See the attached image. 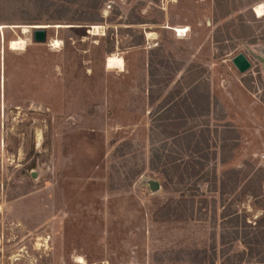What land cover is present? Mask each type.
<instances>
[{
    "label": "rangeland",
    "instance_id": "rangeland-1",
    "mask_svg": "<svg viewBox=\"0 0 264 264\" xmlns=\"http://www.w3.org/2000/svg\"><path fill=\"white\" fill-rule=\"evenodd\" d=\"M0 264H264V0H0Z\"/></svg>",
    "mask_w": 264,
    "mask_h": 264
},
{
    "label": "trees",
    "instance_id": "trees-1",
    "mask_svg": "<svg viewBox=\"0 0 264 264\" xmlns=\"http://www.w3.org/2000/svg\"><path fill=\"white\" fill-rule=\"evenodd\" d=\"M154 141V140H153ZM153 146V151H151V156L153 157V159L155 160V162H153V163H155V164H159V165H161V166H164L163 168H162V170H161V172L163 173V175L165 176V179H166V181L167 182H169V181H171V177H173V176H171V172H170V170L167 168V167H165V165L166 164H168V163H170L172 160H168V161H164L163 163H161V156L158 154V152H156V150H155V146H154V144H152ZM155 167H158V166H156L155 165ZM199 173V171H197V170H194V169H192L191 171H189L188 169H187V167L186 168H184L182 171H181V173H180V176H179V178H180V180H181V182L182 181H184L186 178H191V177H193V176H195V175H197ZM203 179V178H202ZM256 225V224H255ZM256 230H257V233L258 234H260V233H263L262 232V230H259V228L256 226ZM256 236H258V235H252V236H248V235H246V234H240V237H241V242H242V244H244L245 246H250V243H252V239H255L256 240V242L258 241V239H257V237Z\"/></svg>",
    "mask_w": 264,
    "mask_h": 264
},
{
    "label": "water",
    "instance_id": "water-1",
    "mask_svg": "<svg viewBox=\"0 0 264 264\" xmlns=\"http://www.w3.org/2000/svg\"><path fill=\"white\" fill-rule=\"evenodd\" d=\"M46 29L47 27H45V25H41L38 28H33V33H32L33 42L44 43L46 41V35H47ZM232 63L241 73L245 72L250 66L246 57L241 53L237 54L232 58ZM149 185L153 191L158 188V184L155 181H149Z\"/></svg>",
    "mask_w": 264,
    "mask_h": 264
},
{
    "label": "bare ground",
    "instance_id": "bare-ground-1",
    "mask_svg": "<svg viewBox=\"0 0 264 264\" xmlns=\"http://www.w3.org/2000/svg\"><path fill=\"white\" fill-rule=\"evenodd\" d=\"M45 27H49V26H45ZM33 28H38V26H33ZM24 45H25L24 40L19 39V41H17V42H11L10 49H12V50H22L24 48Z\"/></svg>",
    "mask_w": 264,
    "mask_h": 264
},
{
    "label": "built area",
    "instance_id": "built-area-1",
    "mask_svg": "<svg viewBox=\"0 0 264 264\" xmlns=\"http://www.w3.org/2000/svg\"><path fill=\"white\" fill-rule=\"evenodd\" d=\"M97 28H98L97 26H93V27L90 28L91 30H88V31H89L90 33H93V32H94V33L98 34L99 31L97 30Z\"/></svg>",
    "mask_w": 264,
    "mask_h": 264
}]
</instances>
